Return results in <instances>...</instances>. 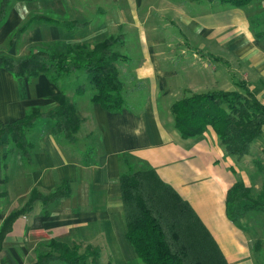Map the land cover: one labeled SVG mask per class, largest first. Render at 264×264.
Returning a JSON list of instances; mask_svg holds the SVG:
<instances>
[{"label":"crops","instance_id":"0c3cea01","mask_svg":"<svg viewBox=\"0 0 264 264\" xmlns=\"http://www.w3.org/2000/svg\"><path fill=\"white\" fill-rule=\"evenodd\" d=\"M135 2L139 5L142 0ZM147 7L143 20L151 9L161 21L165 13L173 16L186 29L184 39L163 33L144 40L140 62L144 70L126 65L123 78L118 71L123 98L118 110L109 111L91 99L92 93L74 89L78 96H86L71 99L80 118L73 140L52 130V118L40 116L24 129L23 151L10 131L2 128L22 118L31 107L51 109L53 96L59 89L65 91V83H54L43 73L16 76L0 67V225L32 191L48 195L67 185L64 195L49 202L36 200L14 219L2 239L0 264H30L39 247L51 240L80 248L95 246L100 260L104 254L118 253L117 262L133 261L137 255L126 237L120 197L123 156L134 169L153 168L188 201L230 264H256L258 234L240 223L250 211L232 221L226 213V192L236 181H242L250 193L261 191L264 170L257 162H264V129L248 152L237 157L225 150L211 126L196 136L181 135L171 105L188 93L238 89V81L246 82L264 101V0L244 5L219 0H157ZM118 11L115 22L119 27L134 18L130 8L120 6ZM42 12L83 24L65 30L32 22L10 39L24 20ZM82 12L81 0H12L0 21V49L18 57L49 44H88L89 37L96 43L112 35L98 37L96 27L90 28L88 20L82 19ZM161 26L167 34L173 33L171 24L167 27L162 22ZM119 34L122 39L117 44L124 40ZM17 46H28V52L17 53ZM144 77L148 87L142 86Z\"/></svg>","mask_w":264,"mask_h":264},{"label":"trees","instance_id":"16d2710c","mask_svg":"<svg viewBox=\"0 0 264 264\" xmlns=\"http://www.w3.org/2000/svg\"><path fill=\"white\" fill-rule=\"evenodd\" d=\"M12 0H0V21L6 16ZM214 1V0H208ZM232 5H244L250 0H219ZM58 25L65 30L80 26L76 19L56 16L51 12L34 13L24 20L10 35L14 39L26 30L32 22ZM110 35L88 47L85 43L66 44L59 48L41 46L28 54L13 57L0 49V67L9 69L16 76H32L43 73L54 82L69 75H85V81L77 83L76 93L86 88L93 90L91 99L109 111L122 107V81L118 76L116 60L120 52L113 49L122 39ZM122 57V56H121ZM64 84V83H63ZM235 90H211L190 93L171 105L174 125L183 136H196L207 126L216 132L225 150L242 156L250 144L264 129V101L249 89L246 82L238 81ZM55 105L46 111L31 107L24 116L12 121L2 129L10 131L12 139L25 151L24 129L40 116L53 119L52 130L62 132L73 140V132L79 123L74 103L62 89L53 96ZM1 133V132H0ZM125 169L119 175L120 197L126 223V237L132 244L142 264H230L186 199L164 182L149 167L134 169L128 159L122 158ZM264 170V162H257ZM264 185V184H262ZM67 192L62 184L54 192L44 195L32 191L18 209L10 212L0 225V249L4 235L11 229L14 219L22 214L36 200L49 202ZM248 211L264 212V188L257 197H251L249 188L242 181H236L226 192V213L232 221H238ZM58 249L57 257L46 252L38 253L30 264H46L58 258L64 264H97L99 248L88 245L80 253V246L51 240ZM256 245L260 241L256 240ZM90 258V262L86 260Z\"/></svg>","mask_w":264,"mask_h":264},{"label":"rangeland","instance_id":"374dc122","mask_svg":"<svg viewBox=\"0 0 264 264\" xmlns=\"http://www.w3.org/2000/svg\"><path fill=\"white\" fill-rule=\"evenodd\" d=\"M157 0H142V2L137 5L135 0H81L82 6H83V12H82V19L88 20L90 23V28H95L94 30L98 31V37L102 38L106 35L112 34L113 36H120L119 33L123 34V42L120 44H114L113 49L120 50L123 54L127 56V60L125 55H121L115 62L117 70L119 71V74H121L123 78V67H126V65L130 68H135L137 65L139 66L138 69L144 70L145 66L140 62L142 61L144 57V45L142 44L146 38L150 39L152 37H157L158 35L165 34V35H175V37L179 40L184 39V35H186V29L181 25V23L178 21V19L174 18L173 16L170 18L166 13L165 15H161V19L157 18V16L154 14L155 10L151 9L145 17V20H143V17L145 15L146 10L148 9L147 5L149 3H152ZM216 4V2L214 3ZM228 4V3H227ZM124 6L125 8H130V11H133L134 18L130 21L123 23L120 27L117 26V22L119 20V7ZM227 6V5H226ZM128 16L130 13H127ZM117 21V22H115ZM165 22V25L169 27L168 25L171 24V31L172 34H167V32L163 29L161 26V23ZM113 24V26H111ZM155 25V26H153ZM80 35H77L76 38H80ZM83 38V37H82ZM89 41L87 42V46L91 47L92 44H94L96 39H91L94 37H89ZM99 39V38H97ZM69 41V40H67ZM53 44H49L48 46H52ZM28 46H26L24 49L21 47L16 48L17 53L20 51H24L27 49ZM59 48L65 47V42L58 43ZM28 52V50H26ZM126 71H130L129 69H125ZM78 80L75 79V75L71 74L67 78L65 77L62 82L64 84V89L66 92L70 93V99L76 101L79 98H85V94L92 93L93 90L90 88H86L87 90L85 92V96L81 97L78 96L74 89L77 83L85 81V75L83 73H80ZM148 78H143L144 82L142 86L148 87L147 84ZM127 89V88H126ZM145 92L146 90L142 89ZM123 94L125 95V98H128V93H126V90L124 89ZM190 95L189 93L186 94V96ZM144 96V95H143ZM169 97V96H168ZM131 98V97H130ZM128 98V100H130ZM41 110V109H40ZM46 111V110H43ZM91 154H89V157ZM238 157V156H237ZM241 157V156H240ZM262 188H264V185H262ZM261 188V191H262ZM260 191V192H261ZM259 192V193H260ZM250 193V192H249ZM258 193V194H259ZM258 194L251 192V197H257ZM240 223L244 227L246 225L248 228H254L253 230L258 234V240L260 241L259 245L255 246L256 254L254 253V261H256V264H264V213H261L260 211H250L249 215L241 219ZM38 253H44L46 252L48 255H54V257L58 255L59 251L53 244H47L44 248L39 247ZM80 253H83V247L79 250ZM36 254V252L34 251ZM37 253V254H38ZM120 254H102L103 259L99 258V262L97 264H122L120 261L117 262ZM33 260V259H32ZM113 260V261H111ZM30 262V261H29ZM28 262V263H29ZM87 263L90 262V258L86 260ZM46 264H64L61 260L58 258L49 260ZM126 264H142V261L139 259L138 256L134 258L133 261H127ZM249 264V263H248Z\"/></svg>","mask_w":264,"mask_h":264}]
</instances>
